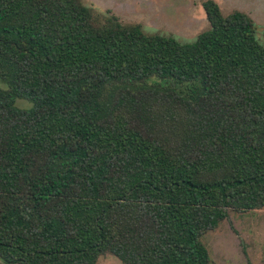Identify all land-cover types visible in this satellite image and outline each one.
<instances>
[{"label": "trees", "instance_id": "16d2710c", "mask_svg": "<svg viewBox=\"0 0 264 264\" xmlns=\"http://www.w3.org/2000/svg\"><path fill=\"white\" fill-rule=\"evenodd\" d=\"M203 7L182 43L83 0H0L3 262L210 264L203 235L264 209V44Z\"/></svg>", "mask_w": 264, "mask_h": 264}, {"label": "rangeland", "instance_id": "374dc122", "mask_svg": "<svg viewBox=\"0 0 264 264\" xmlns=\"http://www.w3.org/2000/svg\"><path fill=\"white\" fill-rule=\"evenodd\" d=\"M207 0H83L99 16L117 17L127 25H139L147 34L175 37L182 43L194 42L210 29L203 7ZM225 16L240 11L258 26L257 37L264 44V0H213ZM0 89L7 85L0 80ZM17 107L31 104L18 100ZM202 241L210 253V264H264V209L229 211L220 226L206 232ZM0 264H6L0 259ZM98 264H122L107 253Z\"/></svg>", "mask_w": 264, "mask_h": 264}]
</instances>
